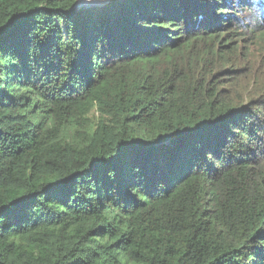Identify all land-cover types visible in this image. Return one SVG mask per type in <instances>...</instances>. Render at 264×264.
I'll return each mask as SVG.
<instances>
[{
    "label": "trees",
    "instance_id": "16d2710c",
    "mask_svg": "<svg viewBox=\"0 0 264 264\" xmlns=\"http://www.w3.org/2000/svg\"><path fill=\"white\" fill-rule=\"evenodd\" d=\"M257 3L0 0V264H264Z\"/></svg>",
    "mask_w": 264,
    "mask_h": 264
},
{
    "label": "snow or ice",
    "instance_id": "6c2138e0",
    "mask_svg": "<svg viewBox=\"0 0 264 264\" xmlns=\"http://www.w3.org/2000/svg\"><path fill=\"white\" fill-rule=\"evenodd\" d=\"M222 147H223V144L221 143L220 145H217V146H208V147L203 148L198 153L199 163L207 166L208 168H212L214 164V160L218 159L219 152Z\"/></svg>",
    "mask_w": 264,
    "mask_h": 264
},
{
    "label": "rangeland",
    "instance_id": "374dc122",
    "mask_svg": "<svg viewBox=\"0 0 264 264\" xmlns=\"http://www.w3.org/2000/svg\"><path fill=\"white\" fill-rule=\"evenodd\" d=\"M108 1L109 0H77V8L104 7ZM252 50H253L252 56L259 55V52L255 47H253ZM260 71H264V68H262ZM260 83H261V81H260Z\"/></svg>",
    "mask_w": 264,
    "mask_h": 264
},
{
    "label": "clouds",
    "instance_id": "9594fccd",
    "mask_svg": "<svg viewBox=\"0 0 264 264\" xmlns=\"http://www.w3.org/2000/svg\"><path fill=\"white\" fill-rule=\"evenodd\" d=\"M257 1H258V3H257L258 4L257 9L262 10L263 11V15H264V1L263 0H257ZM254 3H255V1H254ZM245 16H247V15H245Z\"/></svg>",
    "mask_w": 264,
    "mask_h": 264
},
{
    "label": "water",
    "instance_id": "95a60500",
    "mask_svg": "<svg viewBox=\"0 0 264 264\" xmlns=\"http://www.w3.org/2000/svg\"><path fill=\"white\" fill-rule=\"evenodd\" d=\"M76 8H77V6H76ZM94 8V7H93ZM96 8V7H95Z\"/></svg>",
    "mask_w": 264,
    "mask_h": 264
}]
</instances>
